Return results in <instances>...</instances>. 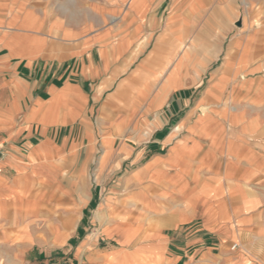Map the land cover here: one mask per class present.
<instances>
[{"label":"crops","instance_id":"obj_1","mask_svg":"<svg viewBox=\"0 0 264 264\" xmlns=\"http://www.w3.org/2000/svg\"><path fill=\"white\" fill-rule=\"evenodd\" d=\"M164 1L0 0V264L250 263L264 0H185L232 44L157 83Z\"/></svg>","mask_w":264,"mask_h":264},{"label":"rangeland","instance_id":"obj_2","mask_svg":"<svg viewBox=\"0 0 264 264\" xmlns=\"http://www.w3.org/2000/svg\"><path fill=\"white\" fill-rule=\"evenodd\" d=\"M65 1L71 2V0ZM184 3L185 0H165L163 5L158 8L157 21L149 22L146 20L144 23L139 24L141 35L144 36L141 42H146L143 45L145 49L141 61L147 58L159 38L161 39L158 54L154 56L146 68L145 79L152 76L156 77V80L159 77L157 79V83H159L158 80L164 79L176 64L182 63L186 66V69L198 67L200 61H205L206 57L205 53L201 51L205 52L208 49V51L214 53L217 52V47H219L223 49L220 50L223 53L227 47L231 46L233 41L232 24L217 22L215 20L217 16L215 9L198 6L188 8ZM170 15H175V20L168 22L167 19ZM92 25L93 27H99V24ZM223 33L225 36H222ZM222 55L218 61L219 63L222 60ZM209 70L203 73V77H209ZM172 72H170V76ZM198 96L199 89L195 92L194 98L198 99ZM254 185L253 191L250 187L249 199L255 198L257 207L262 208L259 211L264 212V178L257 179ZM249 234L248 239H256V243L254 246L247 247L248 249L244 248L251 252L250 263L248 264H264V218L259 224L255 225V229L251 230ZM242 243L243 240H241V245ZM238 244L240 248V242Z\"/></svg>","mask_w":264,"mask_h":264},{"label":"built area","instance_id":"obj_3","mask_svg":"<svg viewBox=\"0 0 264 264\" xmlns=\"http://www.w3.org/2000/svg\"><path fill=\"white\" fill-rule=\"evenodd\" d=\"M236 245H233V248H235Z\"/></svg>","mask_w":264,"mask_h":264}]
</instances>
